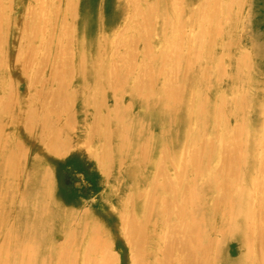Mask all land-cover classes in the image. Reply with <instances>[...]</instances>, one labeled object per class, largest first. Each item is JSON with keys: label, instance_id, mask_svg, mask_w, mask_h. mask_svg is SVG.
Wrapping results in <instances>:
<instances>
[{"label": "bare ground", "instance_id": "6f19581e", "mask_svg": "<svg viewBox=\"0 0 264 264\" xmlns=\"http://www.w3.org/2000/svg\"><path fill=\"white\" fill-rule=\"evenodd\" d=\"M0 264H264V0H0Z\"/></svg>", "mask_w": 264, "mask_h": 264}, {"label": "rangeland", "instance_id": "374dc122", "mask_svg": "<svg viewBox=\"0 0 264 264\" xmlns=\"http://www.w3.org/2000/svg\"><path fill=\"white\" fill-rule=\"evenodd\" d=\"M56 175L57 177L53 178V181H51V184L48 183V187L50 188L48 190L50 191L48 192L49 195L46 198L48 199V202L46 201V199L44 200L45 208H46V205L48 207L51 204L49 206L50 208L54 204L55 199L56 200L58 199L57 197H61L60 202H59L61 206H63V204L65 205V204L74 203L75 208L77 210H80V213H81L80 216L82 220L80 217L75 218L77 221L75 220L76 222H74V224L72 225V229L76 227L77 231H79V234H80L81 232H83V230L81 231V229H83L84 223L85 222L87 223L89 221L90 223L88 224L90 226H88L87 224L85 225V227H86V230L91 231L92 233V231L96 230L95 228L96 222H94L95 217L82 214L81 210H83L86 207L89 210H91L90 208L94 209L97 207V205L102 200V197H101L102 190L101 188L99 189L98 187L99 184H98L96 177L93 175V170L91 168L83 167L82 165L80 166L79 164L76 165L71 161H65L59 166ZM51 188H52V191H51ZM82 235L83 233L81 234L80 237H82ZM59 237L61 238V235L58 236V238ZM115 240L119 242V245H118L119 251L123 253V245L121 244V240L117 237L115 238ZM246 253L249 254V252H246Z\"/></svg>", "mask_w": 264, "mask_h": 264}]
</instances>
